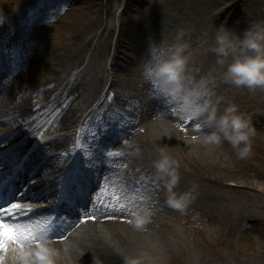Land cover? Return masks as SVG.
I'll use <instances>...</instances> for the list:
<instances>
[{
	"label": "rangeland",
	"instance_id": "1",
	"mask_svg": "<svg viewBox=\"0 0 264 264\" xmlns=\"http://www.w3.org/2000/svg\"><path fill=\"white\" fill-rule=\"evenodd\" d=\"M81 9L78 24L58 31L67 14ZM0 16L16 31L15 38L5 39L0 47V57L10 53L15 66L14 72L8 73V81L14 84L10 88L12 105L34 106L37 111L48 94L61 90L57 105L75 81L81 82L79 102L69 105L79 115L71 124L72 138L64 152L74 161L69 174L79 169L80 160L87 162L83 170L93 163L99 166L94 176L108 193L126 197L135 206L152 205L151 223L141 231L150 237L146 247L152 255L147 264H262L264 90L249 92L224 84L209 49L221 25L242 33L264 21V0H24L15 2L9 13L0 10ZM181 31L189 44V75L195 81L214 79L208 86L251 117L255 135L248 158L238 159L226 142L221 147L192 143V125L184 122L177 126L176 117L143 79L142 69L154 52L173 42ZM108 88L111 90L102 107L86 126L97 138L101 130L121 129L126 120H137L139 125L132 130L142 132L138 138L142 145L128 149L126 159L120 154V142L103 147L82 128L90 107L105 97ZM49 113L40 114L38 123L43 125L31 137L26 152L37 144L42 149L63 134L50 132L55 118H49ZM146 113L156 118L148 121L151 126L139 122ZM30 132L24 129L14 135L0 151H7ZM160 147L179 162L178 190L196 186L195 200L183 215L164 204V191L154 179L151 164ZM108 151L117 155L108 157ZM21 157L19 154L16 159ZM121 172L125 191L117 186ZM40 184L36 181L34 186ZM92 188L90 183L85 200ZM3 221L17 226L12 219ZM83 264L97 261L84 258Z\"/></svg>",
	"mask_w": 264,
	"mask_h": 264
},
{
	"label": "clouds",
	"instance_id": "2",
	"mask_svg": "<svg viewBox=\"0 0 264 264\" xmlns=\"http://www.w3.org/2000/svg\"><path fill=\"white\" fill-rule=\"evenodd\" d=\"M3 22L4 17L0 16V24ZM183 37L181 31L173 42L159 46L142 69L143 79L151 84L164 108L176 117L177 126L184 122L192 125V143L221 147L226 142L238 159L248 158L255 135L251 117L208 86L214 84V79L195 81L189 75V44ZM209 50L216 57L219 77L224 84L249 92L264 90V21L250 25L242 33L221 25L215 31ZM151 167L154 179L164 191V204L185 214L195 200L196 186L178 190L179 162L165 147H160ZM153 215L152 205L139 204L130 213L131 226L145 231ZM34 235V240L25 241L23 246L15 244L9 255L0 256V264H58L61 251L44 233L37 230ZM124 264H144V258L128 257Z\"/></svg>",
	"mask_w": 264,
	"mask_h": 264
},
{
	"label": "bare ground",
	"instance_id": "3",
	"mask_svg": "<svg viewBox=\"0 0 264 264\" xmlns=\"http://www.w3.org/2000/svg\"><path fill=\"white\" fill-rule=\"evenodd\" d=\"M21 1L24 0H0V10L3 13H9L14 3ZM88 8L89 7L86 6L84 8L85 11H87ZM81 11L79 13L71 12L67 14L62 21H60V23H63V27L58 31L78 24L83 13V11ZM15 33L16 31H14V28L8 24V20L4 18V22L0 24V47L5 39L12 40L15 38ZM11 56L12 55L8 53L3 58L0 57V138H11L14 135L20 134L24 129L30 130L31 132L27 138L7 151L12 153L13 156L21 153L28 147L29 142L32 140L31 137L35 135L37 129L43 125V123H38L40 114L47 110L50 111L49 117L55 118L50 132H62L63 134L56 137L49 145H45L41 152L36 150L34 154L29 157V165L27 164L26 166L27 169L30 168L29 166L31 164H34L36 170L35 176H37L39 181H42V189L46 186L47 188L36 193L37 189H29L34 181L27 179L20 180L18 189H21V192L24 193L23 197L29 201L35 199L47 200L50 199V197L51 199H57V193L60 191L62 183L61 178L65 176H59L49 180L48 177L57 173L60 169L67 170L69 166L73 165V161L66 157L64 152L65 147L68 146V141L72 138L70 135V133H72L71 124L76 121V118L78 119L79 115L78 112L71 111L69 105L72 102H79L78 91L82 87V84L80 81H75L68 89L64 100L57 104L58 106L55 105V103L60 97L61 90L48 94L45 101L40 103V109L37 111L34 106L30 107L29 105H25L17 107V105L11 104L12 93H10V88L14 86L13 81H8V73L14 72L15 69ZM110 89L111 88H108L105 93V98ZM105 98L101 100L99 98L97 102L90 107V111L83 119L82 128L87 132V137H94L93 129L88 128L86 124L94 117V112L102 107ZM111 108H113V105H111ZM148 125L151 126L152 123L149 122L146 126ZM124 136L125 132L108 130L103 135L100 133L96 140L98 142L100 140L103 144H111ZM140 136L141 134H138L137 137H132L129 141L124 140L121 146L127 151L133 145H138V138H140ZM70 142L71 141H69V145ZM139 145H142V143H139ZM124 154L125 153L122 155ZM10 160L11 159L6 156L3 164H8ZM1 172L2 170H0V173ZM40 174L44 176L40 177ZM7 179L8 177L4 179L5 182ZM119 179L120 182L117 186L122 191H125L124 177L120 176ZM101 188L100 186H95L92 199L86 202L83 207H79V210H81L83 214H87L89 211L94 213V222L86 223L82 226V230L77 233V235L70 238L66 243L53 244L61 251V258L58 264H83V259L89 257L95 259L97 264L98 262L99 264H124L125 258L138 256H142L144 258V264H147L148 258L152 255V252L146 247L148 238L150 237L142 234L141 231L135 230L130 223V213L136 206L130 204L126 197H119V203L123 205V208H120L119 205H114L113 210H109L101 206L97 200L98 196H102ZM112 196L113 195L110 194L104 196L105 202L112 203ZM17 201L21 206L25 204L24 200L19 199ZM24 226L29 225L26 223ZM14 245V243L9 242L7 244V249L0 251V256L9 255L10 249ZM262 264H264V261H262Z\"/></svg>",
	"mask_w": 264,
	"mask_h": 264
},
{
	"label": "snow or ice",
	"instance_id": "4",
	"mask_svg": "<svg viewBox=\"0 0 264 264\" xmlns=\"http://www.w3.org/2000/svg\"><path fill=\"white\" fill-rule=\"evenodd\" d=\"M11 139L10 137L0 138V147L3 146L6 140ZM33 151L40 150V146L34 145ZM108 157H112L114 154L110 151L107 153ZM8 157L12 160L14 167L18 170L22 166V161H26L27 155L20 160H17L12 153L0 151V170L3 169V161L5 157ZM99 159V155L97 157ZM102 162V161H101ZM95 167L94 164L88 166V170L76 169L72 172L73 178L71 180L66 179L69 175L70 170H66L65 177L61 178V187L60 191L57 193L59 203L57 208H59L60 204H66L69 209L74 210L78 206V201L81 199L87 198L88 195V187H89V180L92 175V169ZM102 196H98L97 200L99 204L109 210H113L114 205H119L120 208H123V205L119 203V197L113 194L112 196V203H106L104 196L107 195V189L102 187L101 188ZM6 203H8L6 201ZM20 206L17 203H12L10 208L0 205V215H16L19 213ZM59 218V217H57ZM88 219H94V217H88ZM82 223L85 222L84 220L81 221ZM54 220L52 218H46L44 223H37L36 227L33 228L31 226H15L5 223L3 220H0V251H4L7 249V244L9 242L14 243L19 246H23V243L28 240L35 239V231H40L44 234H48L52 229L49 225L53 224Z\"/></svg>",
	"mask_w": 264,
	"mask_h": 264
}]
</instances>
